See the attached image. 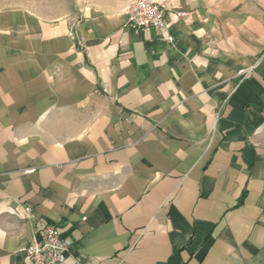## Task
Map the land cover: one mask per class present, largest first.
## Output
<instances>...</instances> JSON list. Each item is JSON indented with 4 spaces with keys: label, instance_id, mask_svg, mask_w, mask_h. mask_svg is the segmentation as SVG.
I'll list each match as a JSON object with an SVG mask.
<instances>
[{
    "label": "crops",
    "instance_id": "obj_1",
    "mask_svg": "<svg viewBox=\"0 0 264 264\" xmlns=\"http://www.w3.org/2000/svg\"><path fill=\"white\" fill-rule=\"evenodd\" d=\"M133 2L0 9V264L46 223L63 264H264V11Z\"/></svg>",
    "mask_w": 264,
    "mask_h": 264
},
{
    "label": "built area",
    "instance_id": "obj_2",
    "mask_svg": "<svg viewBox=\"0 0 264 264\" xmlns=\"http://www.w3.org/2000/svg\"><path fill=\"white\" fill-rule=\"evenodd\" d=\"M168 3L169 0H134L128 8L127 22L135 28L152 27L167 31L170 12ZM171 14L179 21H186L190 11L172 9ZM167 40L172 41V37L167 36ZM31 171L33 168L27 170L28 173ZM20 215L31 218L33 212L24 207ZM36 233H32L29 242L17 250L29 259L30 264H63L72 248V240L50 223L42 224Z\"/></svg>",
    "mask_w": 264,
    "mask_h": 264
},
{
    "label": "rangeland",
    "instance_id": "obj_3",
    "mask_svg": "<svg viewBox=\"0 0 264 264\" xmlns=\"http://www.w3.org/2000/svg\"><path fill=\"white\" fill-rule=\"evenodd\" d=\"M72 0H0V9L9 7H26L43 14L53 15L65 7V3ZM248 1L251 6H256L264 11V0H244Z\"/></svg>",
    "mask_w": 264,
    "mask_h": 264
}]
</instances>
